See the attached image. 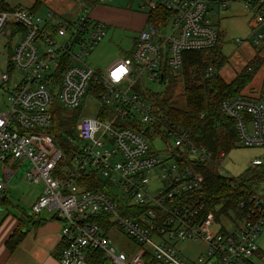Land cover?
Segmentation results:
<instances>
[{"label": "built area", "instance_id": "built-area-1", "mask_svg": "<svg viewBox=\"0 0 264 264\" xmlns=\"http://www.w3.org/2000/svg\"><path fill=\"white\" fill-rule=\"evenodd\" d=\"M231 4L248 12L249 33L237 38L238 44L251 40L264 46V0H141L147 15L162 7L171 16L162 18L160 26L148 22L130 52L104 71L87 62L108 36L107 23L94 19L90 7L84 5L73 22L26 7L0 11V35L16 39L9 69L0 75V160L29 161L25 179L44 182L32 211L49 210L63 220L61 264H84L90 249L104 253V264H260L263 193L247 190L249 206L241 199L240 206L247 207L242 218L232 214L217 219L200 193L201 168L213 164L217 174L236 181L238 177L223 175L227 154L217 156L195 142L191 130L167 122L164 111L138 90L146 89L148 80H165L168 73L181 71L185 52L213 48L221 29L208 14ZM15 71L21 72L18 79ZM246 92L223 99L219 110L234 123L236 145L264 147V81L258 93ZM87 94L101 106L95 117L78 119L77 141L68 137L77 147L63 168L65 153L46 130L57 108L65 114L77 110ZM104 112L107 116L100 119ZM160 140L165 147H157ZM262 164L253 159L249 169ZM4 170L5 179H11L15 172L8 166ZM91 171L109 182L116 198L79 184ZM116 188L131 201L120 199ZM135 207L138 215L128 214ZM99 215L141 250L128 254L118 249L95 220ZM177 240L203 243L204 248L189 261L175 246Z\"/></svg>", "mask_w": 264, "mask_h": 264}, {"label": "trees", "instance_id": "trees-1", "mask_svg": "<svg viewBox=\"0 0 264 264\" xmlns=\"http://www.w3.org/2000/svg\"><path fill=\"white\" fill-rule=\"evenodd\" d=\"M39 5L33 8L37 12ZM10 8L6 0H0V11H9ZM171 16L162 7L148 15V22L162 25V18ZM161 18V19H160ZM223 33L220 34L218 43L211 49L188 51L183 54L184 63L181 69V75L185 83L184 89V107L171 105V100L162 97L159 92H152L147 89H138L140 94L150 100L158 110L165 113L167 122L183 129H189L193 132V139L211 149L218 156L221 152L227 155L236 147L237 138L235 135L234 123L219 110L221 101L225 98H231L243 93L246 86L254 79L258 69L263 64V59L255 56L240 72L235 75L231 81H227L221 74L223 66L227 63V57L223 53ZM251 66V70H248ZM212 72L209 76L207 74ZM63 110L57 108L54 112L52 125L46 131L57 141L63 149L65 157L61 164L67 162V156L70 151L76 148L77 144L68 140L72 137L77 141L76 125L77 115L66 118ZM203 115V116H202ZM107 116L104 112L99 115L100 119ZM216 167L213 164L202 166L203 172L202 186L200 193L204 196L207 209L213 212L217 219L232 217V214L242 218L249 206L247 190L261 192L264 195V164L254 169H248L244 174L238 177L236 181L227 179L216 173ZM79 184L87 189H101L116 198L111 191L108 181L99 177L95 172H89L83 175ZM247 201V207H241V199ZM0 198V204L7 203ZM122 211V208H120ZM24 217L31 220L32 216L26 214L21 208ZM124 211V210H123ZM132 216L138 215V207L127 210ZM99 221L108 235L112 225L107 222L105 215L94 217ZM24 232L16 229L6 242L9 249L13 250L22 241ZM62 245H60V251ZM104 253L100 250L90 249L86 255L88 264H104Z\"/></svg>", "mask_w": 264, "mask_h": 264}, {"label": "rangeland", "instance_id": "rangeland-1", "mask_svg": "<svg viewBox=\"0 0 264 264\" xmlns=\"http://www.w3.org/2000/svg\"><path fill=\"white\" fill-rule=\"evenodd\" d=\"M56 1L57 6L53 10H55L57 15L66 22L73 21L77 19L79 15L83 14L85 9L84 5L88 7L91 6L90 0H81L83 6L74 0ZM140 1L141 0H114L111 3H105V5L117 7L121 10L114 11V15L112 10L106 9L107 11H110L112 18H114H103L109 28L108 36L91 51L87 58V62L90 65L95 68L104 69L106 67L105 63L110 58L115 56L122 57L129 52L133 38L137 34V29L133 27L135 25L132 23L139 20V17L135 15V13L145 12V10L142 11L140 8ZM52 4L50 3V0H44L42 3L41 15H45L48 10L51 9L50 6H52ZM122 9L124 11H122ZM247 13L248 12L244 7L239 8L237 5L231 4L228 10H221L219 7H216V12L210 13L208 19L211 24H218L222 29L227 30L231 36L233 34L234 36L239 35L243 37L247 33L241 35L239 32L241 26L239 19H242V15ZM93 14L102 17L98 10H95ZM129 20L132 22H129ZM233 37L224 42L223 52L228 57L227 63L223 66L221 74L227 81H231L242 68L258 55L263 58V64L258 69L254 79L243 91H253L255 92L254 94H256L261 90L264 81V46H255L251 43V40L245 41L243 45H240L235 39L236 37ZM15 42L16 39L10 38L9 36L7 38L4 34L0 35V75L2 72L8 71L9 69ZM14 75L16 76L15 78L18 79L21 76V72L15 71ZM147 88L149 91L161 93L162 97L169 98L171 100V105L173 106L184 107L185 105V83L181 71L179 70H174L168 73L165 80H148L146 89ZM4 98L6 99V95ZM100 106L101 103L97 98L92 94H87L77 110L66 111V114L70 117L77 115L78 119L95 117ZM157 147H165L162 140L157 143ZM256 158H260L264 162V147H245L237 144L221 164L223 175H231L235 177L241 176L249 169L251 161ZM64 163H66L65 160ZM4 166H8L15 171V173L5 185V188L0 189V198L4 193L8 196V202L0 204V218L6 214L17 216L19 215L18 211L21 208L25 210L26 214L33 216L32 205L40 192L44 189V182L31 183L26 180L24 174L29 169L30 162L25 161L24 164H21L20 160H10L6 163L0 160V182H3L4 180ZM68 166L69 162L62 167L67 168ZM114 190L119 194L120 199L131 201L128 196L122 194L120 188ZM108 236L118 249H122L128 254L137 252L142 248L139 243L118 227H113ZM175 244L180 254L189 261H193L197 254L204 248L203 243H195L192 241L184 242L177 240L175 241ZM257 244L262 251L261 255L258 257V263L264 264V230L258 237Z\"/></svg>", "mask_w": 264, "mask_h": 264}, {"label": "crops", "instance_id": "crops-1", "mask_svg": "<svg viewBox=\"0 0 264 264\" xmlns=\"http://www.w3.org/2000/svg\"><path fill=\"white\" fill-rule=\"evenodd\" d=\"M43 1L44 0H6V3L10 9L17 8V7H26L31 10H33L35 5L38 4L39 8L36 13L41 15ZM74 1H77L81 6L83 5L81 0H74ZM56 2H57L56 0H50V3L51 4L53 3V4L52 6H50L51 9H49L48 12L52 11L53 13H55L57 17H59L56 11L53 10L57 6ZM90 2H91L90 11L94 19H98L102 21L104 19H113L114 17L112 18L110 11H107V10H112V13L114 15H115L114 11L121 10L117 7H112L110 5L98 3V0H90ZM232 5H237L239 8H241L239 4H232ZM95 10H98V12L101 14L102 17H99L93 14ZM122 11L124 10L122 9ZM81 15H79L77 19ZM135 15L139 17V20H136L135 22H132L131 20H129V22H132L135 25V26L133 25H130V26L135 27L137 29L136 32L138 34L139 30L147 26L148 15L146 12H142V13L136 12ZM73 21H69V22H73ZM239 22L241 25L240 30H239L241 35L247 33L246 35L242 37V38H245L249 33L248 15L247 14L242 15V19H239ZM216 26H218L221 29V33H223L224 35L223 36L224 42L234 36L233 34L231 36L227 30L222 29L220 25L217 24ZM108 31H109V28H108ZM137 34L133 38V42H132L130 50L133 47L134 40ZM234 37H236L235 39H237L241 36L237 35ZM225 56L228 57L226 54ZM118 58H121V57L115 56V57L110 58L105 63L106 67L104 69H101V68H97V69L104 71L105 69H107V67L112 62H114ZM3 178H4L3 182H0V183H4L6 185L10 181V179L9 180L5 179V172L3 173ZM43 190L37 196L36 200L42 194ZM6 198L8 199V196L6 193H4V195L1 196V200L4 201ZM18 213L19 215L17 216L6 214V215L1 216L0 218V264H61L59 262V255L61 253L60 245H61V238H62V228L64 224L63 220L60 219L57 215H55L52 211H49V210H43L40 214H34L31 220H28L27 218L24 217V214L21 209H19ZM20 215H22L25 219L21 218ZM18 228H20L24 232V236H23L22 241L18 244V246L15 247L13 250H11L7 247L6 242L9 239V237L12 235V233ZM84 264H88V263L85 262Z\"/></svg>", "mask_w": 264, "mask_h": 264}, {"label": "water", "instance_id": "water-1", "mask_svg": "<svg viewBox=\"0 0 264 264\" xmlns=\"http://www.w3.org/2000/svg\"><path fill=\"white\" fill-rule=\"evenodd\" d=\"M166 32V29L165 28H163V33H165ZM4 198V197H3ZM20 217L21 218H24L22 215H20ZM25 219V218H24Z\"/></svg>", "mask_w": 264, "mask_h": 264}, {"label": "snow or ice", "instance_id": "snow-or-ice-1", "mask_svg": "<svg viewBox=\"0 0 264 264\" xmlns=\"http://www.w3.org/2000/svg\"><path fill=\"white\" fill-rule=\"evenodd\" d=\"M114 75H115V73H114Z\"/></svg>", "mask_w": 264, "mask_h": 264}]
</instances>
